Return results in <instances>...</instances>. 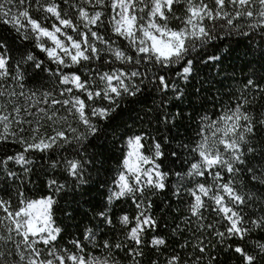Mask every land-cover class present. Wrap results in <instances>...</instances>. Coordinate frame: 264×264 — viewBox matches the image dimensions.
Instances as JSON below:
<instances>
[{
  "label": "snow or ice",
  "instance_id": "1",
  "mask_svg": "<svg viewBox=\"0 0 264 264\" xmlns=\"http://www.w3.org/2000/svg\"><path fill=\"white\" fill-rule=\"evenodd\" d=\"M0 27V264H264V0H0ZM110 133L103 199L61 209Z\"/></svg>",
  "mask_w": 264,
  "mask_h": 264
},
{
  "label": "trees",
  "instance_id": "2",
  "mask_svg": "<svg viewBox=\"0 0 264 264\" xmlns=\"http://www.w3.org/2000/svg\"><path fill=\"white\" fill-rule=\"evenodd\" d=\"M0 34L2 35H11L6 27H0ZM224 45L221 46L223 48ZM251 56H244V48L241 45L240 47H236L233 51H231V54H225L224 64H223V70L220 71L218 69H201L199 71V77L198 79H204L208 81V83L205 84V87H211L213 92L220 90V91H227L228 85L232 84L233 82L230 80H224L225 76H232L236 75L239 76L241 74V68L244 65L245 61L248 59H251ZM233 69H235V73L233 72ZM217 71H220V74L217 75ZM216 81H223V85L217 84ZM43 81H41L42 83ZM37 86L36 81H29L28 87H35ZM207 95V93H205ZM148 103H151V100L148 101ZM143 107V105L137 106ZM132 116H136V112L131 113ZM142 115V113H140ZM124 119L128 120V124L133 127L134 130H139L140 127L147 126L140 125L139 122H134L131 119H128L127 114L125 115ZM187 123V122H185ZM149 128V131H152L154 135H161L163 133H155L154 126H147ZM122 131V129H120ZM181 133L185 132L184 128L180 129ZM172 134H175L174 132ZM97 147L92 149L93 151H96L98 153H102L98 157V161L102 162V167H100L98 170L90 169V179L87 185H84L83 188L76 190L75 200H73L72 195H68L65 199L60 200L59 207L61 209L67 208L68 210H71V208L79 207L81 212L87 211L91 204H95L97 201L102 200L106 191L108 184L111 183V180L113 177L117 174V171L121 167V161L124 158V154L127 151L126 146L124 145L123 141L120 139H116L114 141L113 136L111 133L108 135L107 139L101 138L98 141L94 142ZM175 145V141H173V146ZM4 150L8 151H14L16 149H13L11 145L3 146ZM147 148V145H146ZM165 152L167 153L170 151V148L165 147ZM145 154H150L149 152H145ZM39 156V154H36ZM165 165L168 164V161H164ZM33 179H36L35 177ZM107 182V183H104ZM104 183L103 189L100 188V184ZM28 191L26 192V195L29 198H38L42 195H47V191L43 189V186L40 183L39 179H36L35 184H29ZM171 193H161L158 197H155L156 203H160L161 201L165 200L168 196H170ZM85 201H88L89 203H85ZM123 207L127 208L128 205H122ZM174 207H177V205H173ZM121 207V206H118ZM98 210V209H97ZM156 214L159 216L161 213L157 209ZM56 217L58 218V221L64 220V212L56 211L55 213ZM168 226H171L172 220L171 217H166ZM223 259V257H222ZM225 264H230L227 260L225 261Z\"/></svg>",
  "mask_w": 264,
  "mask_h": 264
}]
</instances>
